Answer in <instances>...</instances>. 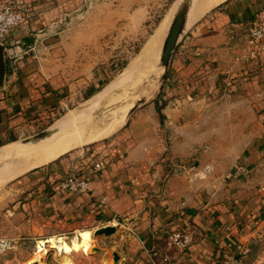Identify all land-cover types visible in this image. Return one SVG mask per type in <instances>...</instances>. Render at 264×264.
<instances>
[{"label":"crops","instance_id":"0c3cea01","mask_svg":"<svg viewBox=\"0 0 264 264\" xmlns=\"http://www.w3.org/2000/svg\"><path fill=\"white\" fill-rule=\"evenodd\" d=\"M77 1L18 0L30 16L4 43L1 149L27 136L38 120L49 118L63 100L71 97L70 89L75 87L60 76L58 61L48 59L43 64L33 53L15 60L13 71L6 59L7 48L30 49L35 32L61 19ZM263 7L264 0H225L189 29L173 56V82L167 84L178 96L164 109L166 125L174 129L168 137L172 139L170 151L189 153L202 142L197 131V136L192 135L179 125L188 107L200 111L203 106L250 105L256 94L260 98L253 108L260 109L256 111L258 134L241 150L234 165L238 171L246 170L247 175L235 172L218 193L200 190L191 196L176 187L178 178L163 183L154 164L161 140L152 128L154 115L148 108L115 135L79 144L82 147L77 145L79 149L57 164L36 172L31 183L36 186L28 194L31 200L26 208L41 214L57 233L113 226L117 264H218L237 243L249 241L252 230L264 221V67L236 62L228 35L241 29ZM234 24L240 27L233 29ZM92 89L87 93L93 95L96 91ZM83 93L86 97V88ZM98 161L105 166L95 172L93 165ZM74 173L87 181V193H71L56 182ZM186 227L196 234L195 241L184 251L170 249L167 236Z\"/></svg>","mask_w":264,"mask_h":264},{"label":"rangeland","instance_id":"374dc122","mask_svg":"<svg viewBox=\"0 0 264 264\" xmlns=\"http://www.w3.org/2000/svg\"><path fill=\"white\" fill-rule=\"evenodd\" d=\"M177 3L178 0H78L61 19H56L49 26L35 32L30 49L7 48L9 55L6 59L13 71L15 60L33 53L36 60L43 64L47 63L48 59L58 61L60 76L64 78L65 83L74 84L75 87L70 89L73 90L69 92L71 97L63 100L49 118L38 120L27 136L6 145L13 143L15 146H25L31 137L47 130L57 121L88 111L90 101L96 94L102 93L103 96L90 116L67 134L68 142L74 138L77 148L62 156L58 152L49 163L8 179L1 178L5 176L4 172L7 173L6 176L13 174L20 165L15 160L0 162V264L35 262L39 243L51 238L61 239L62 250L59 252L51 244L41 243L43 249L39 253L40 261L32 264H113L116 248L111 236H94V230H87L91 232V241L90 250L86 253L78 246V233H57L48 221L40 218L41 214L26 208L31 200L28 194L36 186L31 184L35 181L32 177L36 172L57 164L59 160L82 147L79 144L83 143L84 146L83 137L87 138L91 131L93 132L92 128L96 129L109 122L113 115L123 114V121H120L109 135L98 141L127 128L137 114L147 113L148 108L151 109L148 113L154 115L152 128L161 140L160 150L157 147L154 162L159 168L161 181L165 183L172 178H178L179 184L176 187L184 188L188 196L200 190L218 193L226 180L233 178L235 172L243 176L234 165L241 150L258 134L260 122L256 119V111L260 109L253 108L257 102L260 103V98L256 94L252 95L250 105L232 103L203 106L200 111L198 108L188 107L179 125L192 135L197 131L198 141L202 142L201 147H194L189 153L170 151L172 139L168 137L174 133V129H168L164 109L170 101L175 103L178 95L173 87L170 88L167 84L171 81L173 56L183 45L187 34L180 39L163 78L160 79L163 71L152 77H143L142 74L125 77L126 68L136 59L149 38L159 34L169 18L171 20ZM17 6L24 15V21L12 31L24 25L30 16L18 0ZM215 7L197 19L194 25L203 21ZM260 19L264 22V7L243 26H232L233 29L241 28L231 31L232 35H228V43L234 49L236 62L264 67V50L259 51L253 60L244 59L249 31L255 20ZM84 88L86 93L90 88L96 92L93 95L87 93L85 97ZM132 107L135 109L132 110ZM183 109H186L185 106ZM92 142L95 141L86 144ZM56 147L60 148L58 145ZM72 175L77 176L74 173L63 180L59 178L56 182H62ZM28 178H31L30 181L25 182ZM259 223L250 233L249 241L237 243L235 249L225 253L218 264H223L227 258L237 260L241 264H264V221Z\"/></svg>","mask_w":264,"mask_h":264},{"label":"bare ground","instance_id":"6f19581e","mask_svg":"<svg viewBox=\"0 0 264 264\" xmlns=\"http://www.w3.org/2000/svg\"><path fill=\"white\" fill-rule=\"evenodd\" d=\"M182 1L185 0H178L179 3ZM224 1L225 0H196V3H194V5L192 6L188 23L191 24L195 22L203 14H205L210 9L221 4ZM169 22H170V18L167 24L164 25L163 29L160 31L159 34H155L154 36L149 38L148 42L141 49L136 59L126 68L125 77L140 75V74H142L143 77H146L147 75H151L152 77L155 76L156 74L159 75L162 72V69L158 68L157 63L159 59V51L162 47L164 38L166 36ZM102 96H103L102 93L101 94L98 93L97 95L92 97V100L90 101V109L88 111L85 110L84 112H79L76 116L72 114L63 120L57 121L53 126V132L51 136L48 137L47 139L39 141L37 143H30L29 145H25V146H15L12 143L9 144L8 147L0 149V162L7 160H15L20 165L19 169L16 172H14L13 174H9L8 176H6L7 173L4 172L3 175L5 176L1 178L8 179L11 177H15L19 174L26 172L31 168H35L40 165L49 163L55 157V155L58 154V152L60 153V156H62L63 154L74 149L76 146L75 139L72 138L68 142L67 134L72 130H74L76 127H78L81 124V122L85 121L86 118L90 116L92 110L96 107L98 103H100ZM123 118H124L123 114L122 115L120 114L119 116L113 115L112 119L109 122L100 125L98 127L96 126L97 127L96 129L95 127L94 129L92 128L93 132L91 131V134H89V136L85 138L84 141L85 142L96 141L106 137L114 130V128L117 126V124L120 121H123ZM56 145L60 146V148L56 149L57 148ZM78 240H79L78 241L79 248H81L84 252L90 250V241H91L90 231H83L78 233ZM41 243L51 244V246L53 248H56L59 252L62 250L60 238L59 239L51 238L46 241H42L38 245V251H37V256H35L36 257L35 262L40 261L39 253L43 249L40 246L42 245ZM35 262L33 261L32 263ZM32 263L29 262L28 264H32Z\"/></svg>","mask_w":264,"mask_h":264},{"label":"built area","instance_id":"2783aa9c","mask_svg":"<svg viewBox=\"0 0 264 264\" xmlns=\"http://www.w3.org/2000/svg\"><path fill=\"white\" fill-rule=\"evenodd\" d=\"M0 16L3 17L0 20V45L4 46L6 37L12 31L13 28L19 26L24 21V15L20 8L17 6V0H0ZM9 17L12 18V22L9 23ZM264 50V22L255 20L252 28L249 31L247 37V49L245 60H253L257 57L259 51ZM104 164L101 161L94 163L93 170L98 172L104 168ZM243 175L246 174V170H239ZM60 187L76 194H83L89 191L87 181L83 178L72 175L66 180L60 182ZM196 238V234L191 228H183L172 232L166 238L167 246L170 249L177 251L186 250ZM167 261V257L163 259ZM223 264H241L237 260L227 258Z\"/></svg>","mask_w":264,"mask_h":264},{"label":"water","instance_id":"95a60500","mask_svg":"<svg viewBox=\"0 0 264 264\" xmlns=\"http://www.w3.org/2000/svg\"><path fill=\"white\" fill-rule=\"evenodd\" d=\"M194 3H196V0H185L180 3L178 2L173 11L171 20L169 22V26L167 28L166 36L164 38L162 47L160 49L159 63H157L158 68H161L162 71L164 72V74H162L160 79L164 77L167 69L169 68L172 55L176 47L178 46L180 39L187 34L189 29L197 21L196 20L191 24L188 23L189 15L191 13V9ZM3 54H4V47L0 45V86L2 85L5 74V63H4ZM133 109H135V107H132V110ZM53 126H51L50 128H48L43 132H40L34 137H31L26 142V145H29L30 143H37L39 141L45 140L48 137H50L53 132ZM114 233H115V228L113 226H105L95 230L94 236L109 237L112 236ZM118 259L119 258L117 254H114L113 264H117Z\"/></svg>","mask_w":264,"mask_h":264},{"label":"clouds","instance_id":"9594fccd","mask_svg":"<svg viewBox=\"0 0 264 264\" xmlns=\"http://www.w3.org/2000/svg\"><path fill=\"white\" fill-rule=\"evenodd\" d=\"M3 19V17L2 16H0V20H2ZM12 22V18L11 17H9V23H11Z\"/></svg>","mask_w":264,"mask_h":264}]
</instances>
